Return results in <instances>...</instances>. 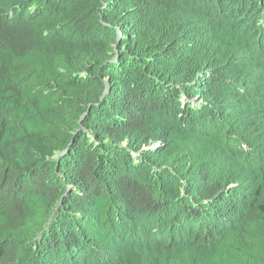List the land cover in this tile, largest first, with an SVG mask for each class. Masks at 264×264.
Listing matches in <instances>:
<instances>
[{
  "label": "trees",
  "instance_id": "obj_1",
  "mask_svg": "<svg viewBox=\"0 0 264 264\" xmlns=\"http://www.w3.org/2000/svg\"><path fill=\"white\" fill-rule=\"evenodd\" d=\"M0 264H264V0H0Z\"/></svg>",
  "mask_w": 264,
  "mask_h": 264
}]
</instances>
